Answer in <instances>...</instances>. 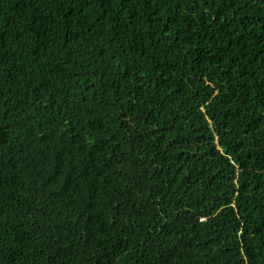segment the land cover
<instances>
[{
    "label": "trees",
    "instance_id": "16d2710c",
    "mask_svg": "<svg viewBox=\"0 0 264 264\" xmlns=\"http://www.w3.org/2000/svg\"><path fill=\"white\" fill-rule=\"evenodd\" d=\"M0 264H264V0H0Z\"/></svg>",
    "mask_w": 264,
    "mask_h": 264
}]
</instances>
